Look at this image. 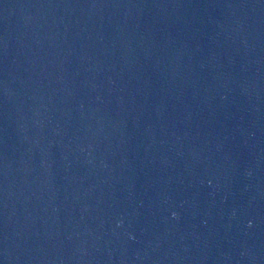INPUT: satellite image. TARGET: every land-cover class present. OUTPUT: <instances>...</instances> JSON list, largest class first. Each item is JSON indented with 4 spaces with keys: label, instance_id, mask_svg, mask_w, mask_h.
I'll return each mask as SVG.
<instances>
[{
    "label": "water",
    "instance_id": "water-1",
    "mask_svg": "<svg viewBox=\"0 0 264 264\" xmlns=\"http://www.w3.org/2000/svg\"><path fill=\"white\" fill-rule=\"evenodd\" d=\"M0 264H264V0H0Z\"/></svg>",
    "mask_w": 264,
    "mask_h": 264
}]
</instances>
